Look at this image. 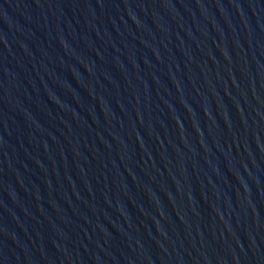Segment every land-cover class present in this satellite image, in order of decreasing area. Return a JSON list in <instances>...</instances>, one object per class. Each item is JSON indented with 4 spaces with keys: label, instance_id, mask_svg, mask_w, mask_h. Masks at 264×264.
<instances>
[{
    "label": "water",
    "instance_id": "95a60500",
    "mask_svg": "<svg viewBox=\"0 0 264 264\" xmlns=\"http://www.w3.org/2000/svg\"><path fill=\"white\" fill-rule=\"evenodd\" d=\"M0 264H264V0H0Z\"/></svg>",
    "mask_w": 264,
    "mask_h": 264
}]
</instances>
